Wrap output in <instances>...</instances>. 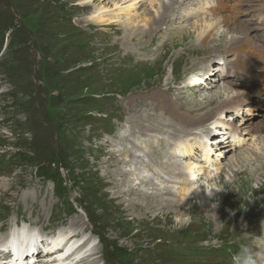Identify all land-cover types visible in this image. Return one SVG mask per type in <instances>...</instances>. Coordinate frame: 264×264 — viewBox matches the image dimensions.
Listing matches in <instances>:
<instances>
[{
  "label": "rangeland",
  "instance_id": "374dc122",
  "mask_svg": "<svg viewBox=\"0 0 264 264\" xmlns=\"http://www.w3.org/2000/svg\"><path fill=\"white\" fill-rule=\"evenodd\" d=\"M117 1L0 0V37L5 36L0 51V239L14 222L35 221L36 230L48 239L75 220L86 226L80 239L93 236L88 249L93 246L95 254L86 264H232L242 246L264 247V84L241 77L243 84L259 92L247 100L241 90L247 95L249 89L235 87L241 93L237 102L243 101L240 112L214 113L230 123L226 129H240L242 141L228 153L223 146L212 148L206 168L210 174L203 169L197 172L198 190L193 189L189 198L182 197L181 191L176 194L178 189L167 191L149 163L167 170L191 158L203 160L200 142L204 139L200 138L206 134L205 127L176 132L144 101L151 97L164 114L170 111L166 99L172 98L171 105L192 118L202 115L196 106L210 110L225 100L215 95V88H221L222 95L225 77L216 76L218 71L212 68H222L223 61L236 63L233 53H225L231 39L247 36L246 42H256V35L263 44L264 26L258 35L253 28L264 25L257 7L263 0L259 4L251 0L184 2L169 10L172 16L159 23L153 39L142 34L140 40L136 34L125 45L124 33L139 32L151 24L142 27V21L135 22L137 17L116 12ZM145 5L151 16L153 11ZM214 6L218 16L227 15L229 22L243 25L242 33H231L232 25L225 29L220 24L204 46L200 42L204 20L218 17L210 11ZM98 8L115 14L114 22L88 20ZM141 12L140 8L136 16ZM177 14L182 18L174 20ZM208 63L205 88H190L188 78L208 68ZM209 77H217L218 84L210 85L217 82ZM235 116L236 127L230 122ZM249 127L256 132H248ZM176 135H189L193 148L178 154L173 145ZM105 152L119 160L126 172L152 182L155 192L172 200L170 206L163 204L147 214L128 212L127 202L113 196L111 186L102 185L98 178L101 171L95 173L92 168L106 158ZM55 161L62 165L59 171L66 185L61 195L57 189L54 192L52 180L36 172L38 166L50 167ZM139 187L152 192L149 185ZM133 208L137 210L134 204Z\"/></svg>",
  "mask_w": 264,
  "mask_h": 264
},
{
  "label": "bare ground",
  "instance_id": "6f19581e",
  "mask_svg": "<svg viewBox=\"0 0 264 264\" xmlns=\"http://www.w3.org/2000/svg\"><path fill=\"white\" fill-rule=\"evenodd\" d=\"M190 1H192V0H118L117 2L114 3L115 4L114 9L116 10V12H118L121 15L128 14V15H130V18L137 17L138 19L135 22H137V24H139L142 21V23H144L141 25L142 27L148 25L149 22L151 24V26L149 25V27H147L146 29H141V30L139 29L140 30L139 32L134 31L132 33V31H131L130 33H124V40L122 41V42H124L123 44L125 45L127 43V41H129L131 38H133L132 36L136 35V34L139 35L140 40H142L144 38V37H142V34L152 35V37L150 39H153V34L156 33L157 30L159 29V23H161L163 21V24H164L165 21L168 19V17L172 16L170 14V12L172 10H174L176 6L180 7L182 3L187 2V4H188ZM118 2H120V3H118ZM250 2H252V3L258 2L257 4H259L260 1L259 0H251ZM145 3L147 4L148 8L153 11L151 16L147 15V12H146L147 9H146ZM257 7L259 8L258 10H259V13L261 14L260 19L263 20V22H264V0ZM140 8L142 9V12L139 16H136V14H139L138 12L140 11ZM131 9H138V10L135 13H130ZM169 10H170V12H169ZM210 11H212L213 14H216V16H218L217 14H219V11H217V8H215V6L211 7ZM115 17H116L115 14L109 13L107 10H102L101 8H98V9L92 10L91 14L87 17V19L88 20L90 19L91 21H94L97 24H99V23L100 24H102V23L110 24V23L114 22ZM180 18H182V17L178 14L173 17L174 20L180 19ZM203 19H205V18H203ZM215 19H217V20H215ZM206 20H204V24H206V25H204L205 26L204 31L201 33V34L204 33V35L200 39L201 45H204V46L209 44V42L211 41V38H209V35L215 31L214 30L215 28L219 29L221 27L220 24H222L225 27V29H226L227 25H232L231 29L233 32H231V33H234V34L241 32L240 30H242V27H243V25L236 23L235 21L229 22L230 17L227 15L224 17L218 16V17L214 18L213 20L207 18ZM247 20L248 19H245L244 22L248 23L249 20L248 21ZM210 21H211V24L208 25L207 22H210ZM213 22H216V25L214 27H213ZM263 26L264 25L253 27V28H255L254 32L257 31L256 34L258 35V32L260 30H262ZM251 28H250V30H252ZM263 29H264V27H263ZM227 31H228V28H227V30L224 31V33ZM123 32H124V30H123ZM222 33H223V31L220 34H222ZM254 37H253V41L256 40V42H251V41L246 42L247 40H249V38L247 39V36L243 37L242 39L240 37H239L240 39L235 37L237 40L231 39L230 40L231 43H227L224 46V48L226 50L225 53H228V54L233 53L234 59H235V61L236 60L237 61H236V63H232V64H229L226 61H223V63L221 62L222 68H216V69L212 68V70H214L216 72L218 71V74L216 76L225 77L226 83H225L224 88L222 89L223 90L222 95H221V93L219 94V89H221V88H215V90H217V93L215 95H217L218 97H221V98L226 97V99L225 100L221 99V101L218 100L220 102L214 103L212 106V109H210V110L204 111V107L198 108L199 106H196L197 108H195V110H197V109L199 111L203 110L202 115L201 114L199 115L198 113H196L192 116V118H188L186 112L180 110L181 107L178 109H175L171 105V101L173 100L172 98L166 99V104L165 103L164 104L170 108V111L168 113L163 114L160 112V105L158 103L155 105V103L151 102V97H148V98L145 97L144 103L148 104L149 106H152L154 108V111L156 110L158 112V114L164 118V121L167 122L166 124L168 126H171L174 131L184 134L188 130L192 131L194 129H198V127L199 128L205 127L204 128L205 131H203V133H207V134H205L206 140L211 141L210 146L204 140H203V142H200V146H202V148L204 149V152H205V154L203 156V160L191 158V160L188 161V163H186L183 166H180L178 163H176L177 167L179 169L183 170L182 173L179 171L178 168L177 169L169 168L167 170H161L160 168H158V166H156L154 163H152L150 161L149 165L151 166V170L154 169L157 177L159 179H161L163 182H165L166 185H164V186L166 187L167 191L170 192V191H172V189H178L176 191V194H178L179 191H181L182 197L183 196H185V198L191 197L193 194V189L197 188V186L195 185L196 181H198V178H196L197 172L199 171V173H202L201 172L202 169H203V171L204 170L206 171V168L208 165L207 163L211 159L209 156V153L211 151L214 152L212 150V148L216 149L218 147L221 148L223 146L222 148L228 149L225 151L228 153L231 150H233V148L239 146L240 142L242 141V139H240V137H239L240 129L235 128L234 129L235 133H233L234 131L232 132V130L230 128L226 129L225 127L226 126L228 127V125H230V123L226 124V122L221 120L220 117L215 118L214 113L217 111H220V114H222L224 112V110L227 111V110L233 109L234 111H232V113L238 114L241 110V103L243 102V101L241 103L237 102L239 94L242 93L245 96V98H248L247 100H249L250 95L254 96V95H256V93L259 92L258 90L253 89V87H252L253 85L243 84L245 82V80H247V79L251 80L252 79L254 81L255 79H258L259 82L261 83V85L264 84V42H263V44L260 43L261 44L260 45L259 42H261V38H259V37L254 38ZM260 37H262V36H260ZM116 40L119 42L118 39H116ZM186 50H190V48H187ZM233 55H232V60H234ZM191 65H195V63H193V61H192ZM207 65H208V68L206 67L205 70H203V71L201 70V71H199L200 73H197L196 75H193V76L188 78L190 88H199V89L205 88L206 85H204L203 82H204V79H205V82H209V79H207V78L209 75L208 72L210 71L209 70L210 69V67H209L210 63H208ZM247 73L251 74V75H248ZM229 75L231 76L230 78H228ZM241 77H243L245 80H243V78H241ZM209 78H211V77H209ZM211 79H212L211 82L216 81L217 83H213V84L210 83V85L218 84L217 77H215V78L212 77ZM230 79L231 80H237V81H228ZM239 79H241L242 83L238 82ZM257 86H259V85H257ZM235 87H239V88L242 87V89L243 88L249 89V93L247 95H245L243 93V90H241V93H238L240 90H236ZM207 89H210L209 86ZM207 89H205V90H207ZM251 89H253V90H251ZM232 90H236V94L235 93L233 94ZM150 95H151V93H150ZM203 97L207 98L210 101H214L211 97L210 98L208 96H203ZM244 101H246V100H244ZM237 110H239V112H236ZM190 113H193V112L190 111ZM225 117H226V115H225ZM237 117L238 116L231 118L230 122L236 123L235 121H236ZM132 120H133V118H130V121H128V123H130V124L133 123ZM137 121H140L139 115L137 116ZM168 126H167V128H168ZM234 126L236 127V126H238V124L236 123V124H234ZM165 127H166V125H165ZM179 127L183 128L184 130H179ZM249 128L250 129L248 132H253V133L256 132L255 127L254 128L249 127ZM254 129H255V131H254ZM263 129H264V126H263ZM170 130L173 131L172 129H170ZM260 130L257 129L258 132ZM209 132L210 133L217 132V133H219V136H217L216 138H209V136H208ZM131 133H133V132H131ZM144 134H146V133H144ZM192 134H194V133H189V135H192ZM225 134L231 138L229 140H228V138L226 139V137H228V136H226ZM189 135H185V136L176 135L177 136L176 138L178 141H175L173 145H174V149L178 150V154L181 151L189 152L190 151L189 148L190 147H191V149L193 148V144L189 143V138H188ZM205 136H203L204 138L201 137L200 139H205ZM222 137H223V139H222ZM238 138H239V143H237ZM215 141H217V142H215ZM212 143H213V146H212ZM105 154H106V156H105L106 158L105 159H99V161L94 162V164H92V168L95 169V173H97L98 171L100 173V171H101L102 176H101V178L100 177H98V178L101 180L100 182L102 185L107 184V185L111 186L112 190L114 191V192L112 191L114 193V194H112L113 196H115L117 198H121L122 201L127 202V207H128L127 211L128 212L133 211V212L147 214V213H153L156 210L162 209L161 206L163 204L170 206L172 200L166 199L165 198L166 196H162L160 193L155 192L153 190L152 182L150 183L148 181H143L142 179H140V175L138 173L137 174L131 173L129 171L126 172L124 170L125 166H123V164L119 160L112 158L108 152H105ZM251 154H253V152H251L250 155ZM137 156H139V155H137ZM94 157H95V159L96 158L98 159L97 154L94 155ZM132 158H134V157H132ZM232 159L236 160V158H232ZM197 163H199V165ZM106 167H108V168H106ZM131 168H133V167H131ZM142 168H144V167H142ZM144 169H147V168H144ZM133 170H134V168H133ZM244 171L245 170L240 172L238 174V177H240L241 173H243ZM143 173H145V172H143ZM206 173H207V175L210 174L209 171H206ZM150 174H152V173H150ZM212 174L213 173H211V175ZM132 175L133 176L135 175V177L133 178ZM217 179H219V178H217ZM141 185L151 186L150 189L152 192L149 191V187L147 189H142L141 187H139ZM196 190H198V189H196ZM164 193L166 194V192H164ZM110 195H111V193H110ZM127 196H128V200L126 199ZM133 204L135 205L137 210H135L133 208ZM16 220H17V218H16ZM33 222H35V221H33ZM33 222H28L26 220H23L22 224L14 222V224L11 225V228L9 229V231L10 230H12V231L9 232L7 230L5 232V234L3 236H1L2 238L0 239V264H7V261H8L7 258L9 256L11 257L12 255L16 256V254L20 255V256L25 255V258L22 257V259L25 261V262H23V264H28L27 262H29V264H38V261L40 262L39 264H86L88 259H90L89 257L92 256L93 254H95V252H93V246L90 249H88L89 244L93 240V236L87 237L86 239H80L79 238L80 232L81 231L84 232V230L86 229V226L84 223H83L84 225L83 224L79 225V223H80L79 221L77 222V221L73 220L70 224V228H65L67 230H65V229L62 231L60 230L59 232H57V235L54 234L52 236V238L47 239L42 234H40L39 231L36 230V228H35L36 225H34L35 223H33ZM40 228L43 231L45 230V227L43 225L40 226ZM0 232H3V231L0 229ZM7 241H9V242H7ZM3 243L4 244L7 243L6 245L11 244L10 253L2 250L4 248ZM61 243L67 245V248L63 247V249H59ZM45 244L48 245V247H46V249H47V251L49 250V253L47 252V254H43V255L41 254L40 257H37L34 259V255H36V253H31L29 250V247H32V249L34 250L35 248H37L40 245L45 247ZM78 244H80V245L76 248L75 253L79 252V251H84L83 253H87V251H89V253H87L88 255H86L85 258H83L77 262L74 260V257H73L74 256L73 254H75V253H73L72 255H69V253H68V255L66 257H64L63 259L61 258L62 256L66 255L68 249L73 248V247L77 246ZM33 246H35V248ZM35 250H37V249H35ZM11 251L13 254H11ZM38 254H40V252ZM20 264H22V262ZM92 264H95V262H93Z\"/></svg>",
  "mask_w": 264,
  "mask_h": 264
},
{
  "label": "clouds",
  "instance_id": "9594fccd",
  "mask_svg": "<svg viewBox=\"0 0 264 264\" xmlns=\"http://www.w3.org/2000/svg\"><path fill=\"white\" fill-rule=\"evenodd\" d=\"M5 252L10 250L9 247L2 249ZM8 264H20L18 258L9 260ZM232 264H264V247H257L255 249L242 246L233 256Z\"/></svg>",
  "mask_w": 264,
  "mask_h": 264
},
{
  "label": "trees",
  "instance_id": "16d2710c",
  "mask_svg": "<svg viewBox=\"0 0 264 264\" xmlns=\"http://www.w3.org/2000/svg\"><path fill=\"white\" fill-rule=\"evenodd\" d=\"M5 36H1L0 37V51L2 50L5 38H3ZM6 157H8L5 154ZM10 158V157H8ZM61 163L59 161H55L53 162V164L50 167H53V169H51L50 167H45V166H38L37 167V174L39 175V177L45 179V180H52V182L54 183V192H56V189L59 192V195H61L62 192L66 191V185H65V181L62 179L61 177V173L59 171V168H61ZM53 170H54V176L55 178H52L53 175ZM58 194V193H57ZM70 207H72L70 205Z\"/></svg>",
  "mask_w": 264,
  "mask_h": 264
}]
</instances>
